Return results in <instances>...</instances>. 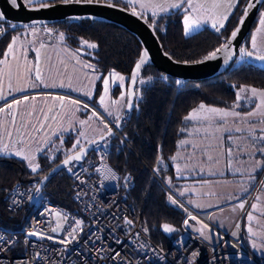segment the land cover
Returning <instances> with one entry per match:
<instances>
[{"label":"trees","instance_id":"1","mask_svg":"<svg viewBox=\"0 0 264 264\" xmlns=\"http://www.w3.org/2000/svg\"><path fill=\"white\" fill-rule=\"evenodd\" d=\"M59 1L63 0H54V2ZM245 2L246 0H241L232 9L228 20L225 21L224 28L219 32L212 27L204 26L185 35L182 29L181 14L178 11L146 16L145 20L156 35L162 50L172 59L179 62H196L205 59L210 52L215 51L224 43L229 32L235 26ZM112 3L126 7L118 1ZM260 9L263 11L264 7ZM46 27L51 32L50 40L76 52L99 74L94 84L93 97L87 100L88 103L93 107L97 106L94 96L100 93L102 79L110 72L124 76L123 92H125L130 69L141 49L137 39L130 32L115 24L85 18L64 19ZM21 31L22 28L16 27L5 31L0 37V59L13 37L21 35ZM61 35L63 39H61ZM85 42L95 44L96 47L89 48ZM243 45L249 50L247 41L244 40ZM256 66L258 65H242L237 56L236 61L227 70L213 79L186 81L179 85L178 89H176L175 78L172 77H167L166 80L153 79L149 83H143L141 87L143 96L138 102V109L131 112L125 126L120 130V135L128 146L117 136L107 142L110 164L118 172H129L134 178L133 187L127 195V204L132 211H140L142 226L147 229L146 232L151 242L159 248L167 249L171 246L173 240L182 232L181 222L186 216L185 209L171 203L163 188V186L166 187L182 202H185L177 192L176 173L171 166V158L178 148V143L186 135L189 126L192 125V121L186 120L185 117L192 109L201 104L205 107L234 111L239 114H246L254 110L255 101H238L237 91L244 86L264 90V66ZM159 74L160 72L153 66L145 65L140 71L139 79ZM116 89L117 86H115L114 92H110V96L116 93ZM232 133L226 135H232L234 139L245 137V131ZM74 139L73 135L67 136L60 144L62 146L60 150L57 145H54L55 141L42 149L37 156L39 168L36 172H32L21 158L0 154L1 229L18 231L32 210L31 204L25 203L14 211H7L5 196L8 189L16 184L27 186L33 180L38 182L44 174L72 151L70 149ZM226 145L230 146V143L228 142ZM259 145L264 146V141H261ZM230 147L232 150V146ZM257 153L260 152L257 151ZM234 158L237 159L236 154ZM157 163L158 166H156ZM262 169L263 167L255 174L254 178L243 182L244 188L239 196L254 186ZM152 174L161 184L153 180ZM261 188L262 181L257 186L252 202L241 219L240 232L245 239L249 237L248 214L249 212H252L253 215L256 214V211L251 210V206L255 203L261 204L260 200L256 199ZM42 193L50 203L69 211H75L68 168L55 173L44 184ZM227 202L229 200L224 203ZM193 223V220L188 219L187 225L192 230ZM164 224L170 225L175 231L164 232ZM245 245L251 253L248 245ZM252 255L254 256V254Z\"/></svg>","mask_w":264,"mask_h":264},{"label":"built area","instance_id":"2","mask_svg":"<svg viewBox=\"0 0 264 264\" xmlns=\"http://www.w3.org/2000/svg\"><path fill=\"white\" fill-rule=\"evenodd\" d=\"M142 16L146 18V15ZM28 26L48 30L41 25L0 23V37L6 30ZM46 34L49 37L51 32L48 30ZM237 56L242 65H254L241 57L239 49ZM165 77L169 76L160 72L158 76L137 80L132 111L138 109V102L143 96V83L140 81L149 83L153 79L166 80ZM175 82L178 89L186 80L176 78ZM45 96L63 97L83 107L86 105L97 113L100 121L107 123L109 128L113 127L114 121L103 116L85 99L60 89L31 88L0 100V108L4 109L25 97ZM91 154L92 157L83 162H73L68 167L75 211L50 203L42 191L35 190L36 180L27 186L16 184L8 189L5 196L7 211H14L25 203H30L32 210L18 231L0 228V237L3 238L0 240V264H261L248 249L231 237L233 232L240 234L241 219L257 186L232 202L209 210L217 211L228 207L237 210L228 231H219L221 239L218 244L210 245L197 232L187 227L184 221L188 216H185L181 222L182 232L169 248L161 249L149 239L140 222V211H132L127 204L128 192L134 184L133 176L129 172H118L110 164L107 143L95 145ZM240 203H244L243 209L238 207ZM53 212H59L65 217L62 229L58 232L52 231L55 227ZM125 219L132 220V225L126 224ZM76 220L82 222V231L77 230L76 240L67 245L57 243L66 237ZM31 231H37L44 238L27 236ZM49 236L53 239L46 238Z\"/></svg>","mask_w":264,"mask_h":264},{"label":"rangeland","instance_id":"3","mask_svg":"<svg viewBox=\"0 0 264 264\" xmlns=\"http://www.w3.org/2000/svg\"><path fill=\"white\" fill-rule=\"evenodd\" d=\"M99 1H110V2L118 1V3L125 5L126 6L125 8L129 10L134 9L136 12H138L141 15L154 16V15L147 14V13L153 12V8L151 6H149L146 9L141 8L139 2L134 3V4H128L127 0H99ZM152 2L154 4H159L164 7H167L168 4L172 2V0H152ZM50 3H51V0H50ZM186 6L187 5L184 4L179 9L169 8L167 12L160 11L159 9H155V11H156V15H163L166 13L178 11L181 14V20H182L185 15L184 8ZM261 11L262 9H260L256 17V21L253 23L247 37L245 38V41H247L248 43L249 51H254V52L259 51L261 53H264V31H261L260 33L256 32L257 28L260 27L259 22L258 23L256 22H257V19L259 18V14ZM47 31L48 30L45 28H37L34 26H28L27 28H22L21 34L23 35V38L26 37L27 42H29L28 44L30 46H36L37 42H41V40L52 42V40H50V38L47 37V34H46ZM195 31H197V28L192 29L191 31L188 32V34H191ZM183 33L185 34L184 29H183ZM253 34H256V37H257V49H253L252 47L251 40H252ZM30 46H23L22 44L17 46V44H15L13 52L8 54L7 56L4 55L2 59H0V61H4L3 63H0V100L6 99L14 94L28 91L32 88L34 83L37 82L36 71H37L39 62L37 61L36 58H34L31 55L30 50H33V48ZM113 73H116V72H113ZM116 74H118V76H122L119 73H116ZM97 77L98 76L95 73H93L92 76L87 75V77L84 78L87 81V88L89 87L90 89L92 87V84L90 86L89 82L93 83V87H94V83L97 81ZM103 79L108 80V92L106 96H105V91H104L105 86H104ZM103 79H102L103 80V90H102L101 95L104 96V101L107 99V97H109L110 99H115L114 95L110 96V92H114L115 86L118 83L117 81H119V79L118 78L113 79L112 75H109V74L105 75ZM248 89H251V87L244 86L238 89L237 94H239L240 100H254L256 105H258L260 103L259 98L253 97L251 92L248 91ZM92 90L90 92L91 94H92ZM82 95L87 97V92H83ZM31 98L29 97L28 101L33 102V105L27 109H29L30 111L31 108L33 107V110L30 114L29 113L26 114V116L29 115L28 116L29 123L33 125V131L31 135L29 136H27L25 133L21 135L23 128L21 129L19 127L18 130L14 131L16 125L14 127L12 126L11 120L8 117L6 110L0 111V152L6 156H13L16 158L23 159L21 156L16 155L17 152H23L25 155L36 157V155L44 148V146L51 141L48 137V133L50 129L51 128L56 129L58 127L62 128L63 123H61L59 119L54 120L51 126H50L51 123L49 119L43 120L42 123L40 124L41 116H39V114L37 113V106H39L42 103L44 97H40V98L31 97ZM88 98H89V95H88ZM61 100H62L61 102H65V108H69L70 112L73 111V108H76V114L81 108L85 110L84 117L80 120V122H78L77 125L75 126L74 122L71 121L69 123L68 129L74 128L73 131H82L85 134L88 131L83 126L84 124H81V121H86L87 126L91 121L93 124L95 123V121L97 122V119H98L97 117L99 116L98 115L93 116L92 113L94 111L92 109L88 107H83L79 104L74 103L73 101L70 102V101H65L63 99ZM109 104H113V101H109ZM121 105H122V102L115 105L114 110L116 111L113 114V115H116L114 116L115 120L117 119L116 118L117 113L118 111H120ZM256 105H255L254 110L250 111V112L256 113L253 116L248 115V113L250 112L246 114H240L239 117L230 115L226 118H222V121H223L222 123L220 121V118L217 117V115H215V117L217 118L214 117L211 119H199V121L202 122V123L200 122L199 123L204 124L208 122L206 123L208 125L206 132H209L211 130V132L213 133V136H210V138L206 140L205 148H207V150L209 149L208 152L210 153L215 152L212 145L222 143L224 145L223 148H219V149L217 148L215 154L219 156L223 155V153L227 154L229 148H226L227 146L226 143L227 144L228 142L230 143V145L232 146L231 153L233 152V154H236V157H237L238 170L239 172H242L246 181H248V179H251L252 177L254 178L255 174L260 170V168L263 167L260 177L255 182V184L257 183V186H258L259 183L262 181V188L260 192L257 194V196L260 197L259 200L261 204L255 203L257 205V208L255 210L256 214L253 215V219L251 221H249L247 217V221L249 223V225L247 226L249 237H246L245 239L244 237H242L241 232L240 234H238V232L237 233L233 232L231 234V237L233 236L232 238L237 240L238 243L242 247H245L246 249L247 247L245 244H247L248 247L250 248L249 250L251 251V254H254V257L257 259L258 262L260 261L262 264H264V166H263L264 165V153H261L258 150L259 147H261L259 145L261 141H259V139H257L255 142L253 141V137L258 138L261 135H264L263 133L264 131H262V129H264V123H261V121L264 120V106L257 109ZM95 107L99 112L102 113L103 116L111 119V117L108 114V110L103 108L102 105H98ZM197 108H199V106ZM197 108L196 110H198ZM206 108H212V107H206ZM228 112H234V111H228ZM21 117H24L23 113ZM98 120H101V118L99 117ZM211 122L212 123L215 122V124L213 125ZM237 129H239V131H245V134H244L245 137L243 136V137L234 139V136L232 135H224V136L221 135V138L219 139L220 134H227V133L233 134L232 132L237 131ZM37 130L39 131L38 133H37ZM45 131H46V134H44V136L41 137L39 134L40 133L43 134ZM80 133L81 132H79L78 134V140L80 141L81 144H83L84 140L86 139V136L85 135L81 136ZM217 142H220V143H217ZM254 144L255 146H253ZM257 151H259L260 153H257ZM230 160L232 161V166H233V160H232L231 155H230ZM258 161L260 162L259 166H257ZM25 162L28 164V161L25 160ZM237 182H238V188L240 191L241 190L240 186L243 187L244 185L239 184L240 183L239 178ZM230 202H227V203H230ZM185 206L188 207L187 211L185 210L186 216H189V213H191V215L196 217V220H193L194 222L192 226L193 230L195 232L197 231L200 237L204 239L210 245H215L220 242L221 233L219 231H221L222 233L227 232L237 215V210L234 207H228L223 210H217V211H207L205 213H198L197 215H194L191 212V210H189V206L187 202ZM251 210H252V207H251ZM57 213L59 212L52 213L54 225L56 226L57 223H60L63 226L65 217L60 213H59L60 215H57ZM226 213H227V216H226ZM203 225H207V227L202 228ZM186 226L189 227L188 225ZM250 228H251V231H249ZM201 229L204 232L203 236L201 235V232H200ZM206 236L210 238L205 239Z\"/></svg>","mask_w":264,"mask_h":264},{"label":"crops","instance_id":"4","mask_svg":"<svg viewBox=\"0 0 264 264\" xmlns=\"http://www.w3.org/2000/svg\"><path fill=\"white\" fill-rule=\"evenodd\" d=\"M193 3L204 4L205 7H209L212 3V0H193ZM233 8L226 9L225 7H221L220 9H218V11L221 13L225 11L231 12ZM189 11L192 12L194 16L197 15V13L193 12L191 9H189ZM147 14L153 15V12ZM259 19L260 14L256 23L259 22ZM204 26L211 27V22L202 23L199 28ZM182 29H184L183 21ZM14 37L18 38L16 39L17 46L20 44H22L23 46H30L28 44L29 42H27L26 37L23 38L22 34ZM41 45H43V47H41ZM30 47L33 48V50H30L31 55L36 59L37 56H39L38 69L41 77L40 80H37V82L34 83L32 88H51L65 90L74 96H78L86 100L93 97V83L89 82V85L91 86L92 84V87L90 89L89 87L87 88V81L84 78L87 77V75L92 76L93 73H95L97 76L99 74L95 72L90 65L85 63L76 52L63 47L54 40L52 42L41 40V42H37L36 46ZM7 50L8 48L6 49V51ZM5 53L3 54V56L5 55ZM112 73L113 72H110L109 75H112ZM103 80L101 82L102 86L100 93L97 96H94L97 106L102 105L100 103V99L103 90ZM117 82V89L116 93L114 94L115 99H110L109 97H107V99L104 101V104L102 105L103 108L108 110V114L113 121H115L114 116H116L113 115L116 111L114 110L115 105L123 102L121 96L123 95L124 97V80L122 82L120 80ZM91 90L92 94L90 93ZM83 92H87V97L82 95ZM54 98L55 97L53 96H45L43 101H56V99ZM109 101H115L116 103L109 104ZM23 104L27 108H29L33 105V102L27 100ZM196 108L197 107L192 109L189 112L188 116L192 113L193 110H196ZM197 109L199 110V108ZM66 111L70 113V121L68 119L67 122L70 123L71 121H73L74 125L76 126L77 123L80 122V120L84 117L85 110L81 108L77 114L76 108H73V111L71 112L69 111V108H66ZM57 116H59V114ZM214 117L215 116H211L209 119ZM217 117H219L220 121L223 123L222 118L218 115ZM98 119L94 124L91 121L88 126L87 123H84L83 126L88 131L84 134L86 136V139L84 140L83 144L80 143L76 146V148L83 146L105 131L104 125ZM199 119L201 118L191 120L192 125L189 126L186 135L178 143V148L171 158V166L176 173L177 181L175 182V184L177 186V192L185 200L184 203L186 204L187 202L189 208L196 213H205L215 207L223 205L224 202L228 200L230 202V200L232 201L241 197L239 196V194L241 191H243L244 187H241L240 185L243 184V182H245L246 180L242 172H239L238 170V161L234 158L235 154H233V152L231 153L233 160L232 166V161L230 160L229 155V149H231V147L226 146V148H229L227 154L223 153V155L221 156L216 155L215 153L217 148H223L224 146L222 143L217 142L220 144L212 145L215 152H208L209 149L207 150V148H205L206 140L209 139L210 136H213V133L211 132V130L209 132H206L208 128V125L206 123L208 122L200 124L202 122H200ZM212 124L214 125L215 122H213ZM68 127L69 124H63L62 128H51L48 133L49 139H53L52 141H55L54 145H57V148L59 150L62 149V146L60 144L67 136H74L75 139L73 145H75L76 141L78 140L79 132H82L73 131L74 128L68 129ZM221 135L224 136L226 134H220L219 139L221 138ZM182 141L184 143H182ZM73 145L70 150L76 149L73 148ZM0 154L2 153L0 152ZM37 156L38 154L36 155L33 163L37 164ZM90 157H92V154L88 156V158ZM177 169H179V171H177ZM238 178L240 179V191L237 183ZM180 193H183V195H181Z\"/></svg>","mask_w":264,"mask_h":264},{"label":"water","instance_id":"5","mask_svg":"<svg viewBox=\"0 0 264 264\" xmlns=\"http://www.w3.org/2000/svg\"><path fill=\"white\" fill-rule=\"evenodd\" d=\"M18 3H20L19 8L12 6L9 3V0H0V12H3L5 15V19L3 21H0V23L33 24L47 26L49 24L64 19H92L96 21L115 24L124 28L137 39L141 47L138 58L133 63L128 75L124 92V102L120 114L118 118L114 121L113 127L111 128L112 135L108 136L107 129H105L102 134L90 140H95L97 141V143H90L89 141L83 146H81L84 149L85 154L81 157L79 161L73 160L67 166H64V159L69 155H75L81 147L69 152L66 157L59 161L55 166H53L46 174H44L39 179L35 187L36 191H42L44 184L61 169L68 168L73 162H83L91 153L95 145L105 144L115 136L120 137V139L124 141V139L120 135V130L125 126L132 112V105L136 88V83H132L131 77L133 71L135 70L136 64L140 62L141 55L144 51L148 52V59L146 63L141 65L139 73L136 76V82L137 80H139L140 71L145 65H151L159 72L164 73L167 76L175 79L179 78L184 79L186 81H203L213 79L218 75L222 74L234 63L237 57V50L240 48H244V40L247 37L253 23L255 22L257 14L259 13L261 8V5L258 4L256 8L250 10L248 16L244 18V23L241 25L239 24V20L242 16L244 6L242 7V12L235 26L229 32L227 38L223 43L229 44V49L227 52L222 50L217 53L215 59L211 60L203 59L196 62H179L172 59L167 53L162 50L160 43L156 35L154 34L152 28L146 22V18H144L141 14L136 11V14L133 15V10H129L122 6L113 4L112 2L99 1L98 3L93 2L89 4L81 0V3L65 4L63 3V1H59L51 3V6L47 8H40L38 4L33 5L31 8H28L24 6V3H22L21 0H18ZM246 3L247 0L245 4ZM108 4L113 5V7H108ZM237 27H239L240 31L237 33V36L235 38H232L231 33ZM221 46L219 48H221ZM245 58L255 64L264 65V61L255 59V56ZM54 99H56V101H43L39 106H37V113L39 114V116H41L40 124L43 120L47 119L50 120V126L53 124V121L57 119H59L60 122L63 124H69L67 121L69 119L70 113L66 111L65 102H61V98L58 97H55ZM27 100H29V98L20 100L18 104L13 103L4 108L3 110H6L7 115L11 120L12 126L14 127L16 125L14 131L18 130V128L20 127L21 129L23 128L21 135L25 133L27 136H29L33 131V125L29 123V115L26 116V114H30L33 110V107L30 111L29 109H27V107H24L25 105L23 103ZM129 103L131 104L130 108L127 106ZM22 113L24 114V117H21ZM58 114L59 116H57ZM38 132L39 131L37 130V133ZM45 133L46 131L43 134L40 133L39 135L42 137ZM101 136H104L105 139L101 140ZM52 140L49 143H51ZM48 144H46L44 148ZM152 177L153 180L159 182V180L154 174L152 175ZM255 186H257V183L254 185V187ZM166 191L168 192V194H171L168 189ZM180 202L185 206V204L181 200ZM189 210L191 209L189 208ZM191 211L194 212L193 210Z\"/></svg>","mask_w":264,"mask_h":264},{"label":"snow or ice","instance_id":"6","mask_svg":"<svg viewBox=\"0 0 264 264\" xmlns=\"http://www.w3.org/2000/svg\"><path fill=\"white\" fill-rule=\"evenodd\" d=\"M22 3H24L25 7L31 8L34 4H38L40 8H47L51 6V3H54V0H21ZM83 2L85 3H93V2H99V0H83ZM128 4H134L139 2L141 8H148L149 6H151L153 8V15H156V11L155 9H159L160 11L163 12H167L169 8L172 9H179L182 7V5L186 4L187 6L184 8V18H183V23H184V30H185V34L187 35L189 31H191L194 28H199L201 26L202 23H208L211 22V27L213 29H215L217 32L220 31V29L224 28L225 26V21L228 20V16L231 14L229 11H225L223 13L219 12L218 9H220L221 7H225L226 9H231L233 7H235L237 4L240 3V0H212V3L209 7H205L204 4H194L193 0H172L171 3L168 4L167 7H164L162 5L159 4H154L152 2V0H127ZM9 3L14 6L19 8L20 7V3H18V0H9ZM63 3L68 4V3H81V0H63ZM261 5V7H264V0H247V3L244 5L243 7V12H242V16L239 20V24H243L244 23V18H246L249 14V11L252 10L253 8H256L257 5ZM108 7H113V5L108 4ZM189 9H191L193 12H196L197 15H193L192 12L189 11ZM136 12L133 9V15H135ZM5 19V15L3 12H0V21H3ZM259 25L260 27L257 28L256 32L260 33L261 31H264V11L260 12V19H259ZM13 27H15V25H13ZM240 31L239 27H237L232 33H231V37L235 38L237 36V33ZM16 39L18 38H13L12 42L8 45V51L7 53H5V56H7L8 54L13 52L14 46L16 44ZM61 39H63V36L61 35ZM252 47L253 49H257V37L256 34H253L252 36ZM85 44H87V47L89 48H95L96 45L92 44V43H88L85 42ZM41 47H43V45H41ZM229 49V44H223L221 46V48H217L215 51L210 52L206 57L205 60H211V59H215L217 56V53L220 51H225L227 52ZM240 55L241 57H253L255 56V59L260 60V61H264V53H261L259 51H248L245 48H240L239 49ZM148 59V52L144 51L141 55V59L140 62L136 64L135 66V70L133 71L132 74V83L135 84L136 83V76L139 73V70L141 68V65L146 63ZM39 60V56H37V61ZM4 61H0V63H3ZM112 77L113 79H119L121 82L124 80L123 76H118V74L116 73H112ZM36 79L40 80V72L39 69L37 68L36 71ZM166 79V77H165ZM42 82V81H41ZM140 83H144V81H140ZM177 83H179V81H177ZM104 91H105V96L107 95L108 92V80L105 79L104 80ZM243 91V89H242ZM248 91L251 92L253 97H257L260 100V103L258 105H256L257 109L261 108L262 106H264V90H257L256 88H251L248 89ZM25 99H27V97H25ZM61 99H63V97H61ZM121 99L123 100L124 97L123 95L121 96ZM237 100H240V96L239 94H237ZM20 101H15V103H19ZM100 103L103 105L104 104V96L101 97L100 99ZM116 102L114 101L113 104H115ZM129 108L131 107V104L129 103L127 105ZM85 107H87L85 105ZM0 111H3L2 108H0ZM203 114V115H202ZM256 113L250 112L248 113L249 116H253ZM93 116H96L97 114L95 112L92 113ZM218 115L221 118H226L228 116H236L239 117L240 114L236 113V112H228V111H224L222 109H216V108H206L205 105L201 104L199 106V110H194L189 116H186L185 119L186 120H193V119H209L211 116H215ZM99 118V117H97ZM102 123H104L103 121H101ZM86 123V121H81V124ZM261 123H264V120L261 121ZM104 128L107 129V135L111 136L112 135V129L108 127L107 123H104ZM237 131H239V129H237ZM262 131H264V129H262ZM80 135H84L83 132L80 133ZM105 137L101 136V140H104ZM257 139H259L260 141H264V135H261L260 137H253V141L255 142ZM90 143H97V141L93 140L90 141ZM182 143H184L182 141ZM80 144V141L77 140L76 144L73 145V148H76L77 145ZM255 146V144L253 145ZM261 153H264V146L259 147L258 149ZM85 154L84 149L81 147L79 149V151L75 154V155H69L67 156L64 161L63 164L64 166H67L71 161L76 160L79 161L81 159V157ZM17 156H21L24 160L28 161V165L31 168L32 172H36L37 169L39 168V164L33 163V161L35 160V156H30V155H25L23 152H17L16 153ZM229 155H231V149H229ZM175 159V158H173ZM259 161L257 162V166H259ZM97 171H99V169H97ZM177 171H179V169H177ZM181 195H183V193H180ZM168 199L171 201V203L173 204H177V200L173 199L172 196H169ZM257 200L260 199L259 196H257L256 198ZM198 207V205H197ZM239 208L243 209L244 208V203H240L238 205ZM252 209L255 211L257 208L256 204H253ZM187 211V209H185ZM57 215H60L59 213H57ZM188 219L191 220H196V217L191 215V213H189ZM188 219H186L184 221L185 225L188 224ZM248 219L249 221H251L253 219V214L252 212H249L248 214ZM125 223L128 225H132L133 221L132 220H128L125 219ZM82 222L80 220H76L75 221V226L72 227L68 232L67 235L64 239L58 240L57 243L60 244H71L74 240H76V233L77 230L82 231ZM207 225H203L202 228H206ZM62 229V225L60 223H57L56 226L54 228H52L53 232H58L59 230ZM147 229H145L146 231ZM163 231L167 232V233H171L173 231H175V229L173 227H171L168 224H164L163 225ZM249 231H251V228L249 229ZM201 235H204L203 230H200ZM27 236H40V238H44L40 233H38L37 231H31L27 233ZM47 239H53V237L49 236L46 237ZM210 237H205V239H209ZM3 238L0 237V240H2ZM119 242V241H117ZM117 256H119V253H116Z\"/></svg>","mask_w":264,"mask_h":264},{"label":"bare ground","instance_id":"7","mask_svg":"<svg viewBox=\"0 0 264 264\" xmlns=\"http://www.w3.org/2000/svg\"><path fill=\"white\" fill-rule=\"evenodd\" d=\"M254 65H257V64H254ZM258 66H261V65H258ZM263 66H264V65H263ZM163 188L167 190L166 187L163 186ZM166 190H165V191H166ZM169 191H170V190H169ZM170 192H171V191H170ZM166 193H167L168 196H172L173 199L177 200V202H178L177 205H178V206H180V207L183 208V209H187V208H186V207L180 202V199L177 198V196H175L172 192H171V194H168V192L166 191Z\"/></svg>","mask_w":264,"mask_h":264},{"label":"flooded vegetation","instance_id":"8","mask_svg":"<svg viewBox=\"0 0 264 264\" xmlns=\"http://www.w3.org/2000/svg\"><path fill=\"white\" fill-rule=\"evenodd\" d=\"M6 31H7V30H6ZM4 33H5V32H4ZM4 33H3V34H4ZM254 64H255V63H254ZM257 65H258V64H257ZM253 66H254V65H253ZM256 67H258V66H256Z\"/></svg>","mask_w":264,"mask_h":264}]
</instances>
